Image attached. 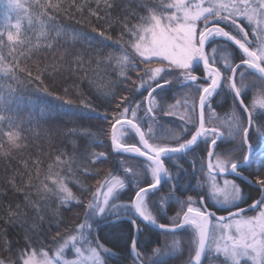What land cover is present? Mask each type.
Returning a JSON list of instances; mask_svg holds the SVG:
<instances>
[{
    "label": "snow or ice",
    "instance_id": "obj_1",
    "mask_svg": "<svg viewBox=\"0 0 264 264\" xmlns=\"http://www.w3.org/2000/svg\"><path fill=\"white\" fill-rule=\"evenodd\" d=\"M7 3L9 8L22 10L27 15L28 28L36 23L40 28L39 35L33 39L26 29H22L18 19L14 30L0 31V80L19 82L18 64L12 56L17 49H20L18 54L23 55L26 51L39 48L41 37L46 41L44 46L51 48L52 44L48 41L69 33L57 31L55 37L51 35L54 16L48 10L55 12L60 8L59 3H52V0L40 3L37 0L35 17L21 0H7ZM100 6V0H97V8ZM103 6L112 9L115 5L104 0ZM144 8L145 15L134 13L139 22L131 28L125 22L121 38L114 41L117 44L123 41L120 53L105 51L108 47L106 41L112 40V37L106 36L103 31L99 32L102 40L76 29L70 33L73 42L84 41L96 49L93 75L101 84L97 88L99 95L114 97L118 82L132 79L129 72H135L139 77L136 91L145 88L147 95L141 92L142 100L130 101L123 107L121 105L127 97H121L116 105L120 110L114 111L110 121V138L114 151L127 154L128 159H144L138 165H125L123 177L109 172L102 180L97 179L99 186L93 190L84 187L79 174L98 176L96 169L90 168V165L97 161L104 163L107 158L105 153L85 150L66 159H62L64 153L57 155L54 163L48 165L44 179L33 187L40 194L39 200L54 199L62 206L73 202L83 204L84 221L60 239H57L60 232L56 233L53 237L56 240L52 249L54 254L51 256L42 246L33 247L27 232L36 229L37 224H31L26 229L29 243L25 249L15 253L16 261L0 259V264H106V255H112L111 250L94 233L101 223L117 228L124 219L134 233L130 245L137 264H144L141 254L136 251L135 238L143 231L141 224L144 227L154 226L173 238L172 244L165 246V251L162 252L159 247L153 249L155 259L152 264H167V257L175 254L182 256L185 249L178 239L180 236H186L188 254L187 260H181L180 264H264V161L252 173L254 179L249 182L256 186L259 199H254L234 179L227 178L229 175L242 176L245 167L254 162L257 149H264V0H160L159 4H145ZM90 14L98 17L97 11ZM248 26L253 33L252 40L246 30ZM125 34L127 40L123 39ZM128 48L136 56L135 62L129 58ZM3 49L8 50L7 56L3 54ZM9 60L12 63H8ZM75 61L77 67L84 64L80 54H76ZM220 61H223L222 67L217 66ZM113 65L116 67L113 68ZM110 69L116 71V80L109 78ZM246 72L248 76L255 74L259 83H250ZM27 75L31 77L32 73ZM172 78L181 88H194L196 97L184 100L183 114L178 117L183 122L179 133L162 126L157 133L154 130L157 124L154 107H160L166 116H175V109L180 105L177 101L167 108L161 107L167 105L168 85L172 83ZM33 81L38 82L37 90L47 93L41 74L25 83ZM7 87L9 93L16 91L10 84ZM250 92L252 98L245 103ZM153 93L160 97L159 102ZM229 96L232 107L220 118L213 103L223 99L226 104ZM55 99L63 101L53 106L57 113L63 109L62 114L70 118L86 116L83 111L74 108L64 109L65 104L72 105L73 101L60 96ZM10 100L11 96L6 103ZM0 101H4L2 95ZM142 103L145 105V121L137 119L136 110ZM81 104L83 108L95 111L90 104L83 101ZM206 112L210 121L219 126H212L211 123L206 126ZM104 118L107 120V115ZM5 119L0 114V121ZM22 131L8 117V130L3 135L7 137L10 149L24 146L27 137L21 136ZM250 131L258 141L256 148L250 139ZM127 135H131L135 142H124L123 137ZM200 150L205 153L204 156L198 155ZM261 155L264 156V152ZM187 157H194L189 161L190 170L181 164ZM165 160L174 163V171L165 167ZM197 160L200 161L199 177L196 175ZM181 173L183 178L191 175L192 181L203 189L198 194L199 200L186 193L183 200L177 195ZM147 176L151 179L141 183V178ZM218 178L223 180L222 184ZM162 180H167L169 185L166 196L161 195L165 191L161 187ZM66 181L80 184L84 191L91 192V199L85 204L73 194ZM127 191L132 192L129 203H119ZM25 199L35 210L36 220L42 221L47 204L31 200L28 192ZM206 199L227 209L229 216H216L215 212L208 211ZM172 201L179 206V211L171 217V223H159L155 213L166 214ZM249 210L256 214L248 215ZM29 219L23 212L10 210L7 222L20 224L23 228ZM66 250H71L73 258H68Z\"/></svg>",
    "mask_w": 264,
    "mask_h": 264
},
{
    "label": "trees",
    "instance_id": "obj_2",
    "mask_svg": "<svg viewBox=\"0 0 264 264\" xmlns=\"http://www.w3.org/2000/svg\"><path fill=\"white\" fill-rule=\"evenodd\" d=\"M21 2L25 7H28L29 13L35 17L37 0H21ZM39 2L44 3L45 0H39ZM109 2L115 5L112 9L104 8V0H100V8H97V0H52V3H59L60 8L55 12L52 9L48 10L49 14L54 16L51 35L55 37L57 31L68 32L69 35H61L56 40L48 41L52 44L51 48L44 46L46 41L41 37L39 48L26 51L23 55H19L20 49H17V52L13 53L12 56L18 64L17 77L19 82L0 80V95L4 97V101H0V114L6 117L4 121H0V145H2L0 147V259L11 258L13 262L16 261L15 253L25 249L29 243V239L26 238V229L33 223L37 224V228L27 232L33 247L42 246L44 250H50L56 242L53 237L56 236L58 231L61 236L84 221L85 209L83 204L73 202L67 206H62L54 199L39 200L40 194L33 187L44 179L48 165L54 163L57 155L64 153L62 159H66L68 156L79 154L85 150L105 153L107 158L104 163L97 161L96 164L90 165V168L96 169L98 176L79 174V179L84 187L93 190L99 186L97 179L102 180L109 172L123 177L125 165H138L144 159L140 157L128 159L127 154L114 151L110 138V121L114 111L120 110L116 108V105L120 103L121 97H127L121 105L123 107L130 101L142 100L141 92L145 96L147 95L145 88H141L140 92L136 91V88L139 87V77L135 72H129L128 75L132 79L126 82H118L117 87L114 89V97L105 98L99 95L97 88L101 87V84L98 80H95L93 75L96 49L89 47L84 41L73 42L70 33L73 29H76L88 33L97 40H102L103 37L99 36V32L103 31L106 36L112 37V40L106 41L108 47L105 51L120 53L123 41H121V44L114 43V41L119 40L122 32L125 31L124 23L127 22L128 27L131 28L132 25L139 22L134 13L145 15L144 5L159 4L160 0H109ZM92 11H97L98 17L92 16L90 14ZM18 19L22 23V29H26L33 39L39 35L38 23L28 28L27 15L22 10L9 8L7 0H0V31L14 30L13 26ZM93 29H96V31H93ZM123 39H128L126 34ZM2 51L7 56L8 50L3 49ZM127 53L129 58L135 62L137 58L131 48L127 49ZM76 54H80L84 61L81 67L76 65ZM8 63H12V60H9ZM222 63L223 61H220L217 66L222 67ZM115 67L113 65V68ZM19 69H23V71H19ZM222 71H224L223 68ZM237 71L239 72V69ZM28 72L32 73L31 77L27 75ZM38 73L41 74L47 93H52L51 96L37 90L36 84L38 82L25 83V81L33 80ZM245 75L248 76V73L246 72ZM109 78L116 80V71L110 69ZM93 80L95 82L90 83ZM248 81L259 83L255 74L248 76ZM9 84L16 89L15 92L9 93L7 87ZM168 89L167 105L161 107L167 108L168 105H174L177 101H180V105L175 109L177 112L175 116H166L160 110V107H154L157 121L154 130L157 133H159L161 126L174 133H179V126L183 122L178 117L183 114L184 100L196 97L194 88H181L174 78H172V83L168 85ZM9 96H11V100L6 103ZM56 96L73 101L72 105L65 104L64 109L74 108L83 111L86 116L84 118H70L62 114L63 109L60 113H57L53 106L62 104L63 101L56 100ZM153 96H156V100L159 102L160 97L156 93H153ZM251 98L252 93L250 92L245 103H248ZM81 101L90 104L95 111L83 108ZM221 104H225L223 99L219 103H213V108L216 115L223 118L232 107L231 97L227 98L225 106L222 107ZM144 107L145 105L142 103L141 107L136 110L137 119L141 121L146 120ZM105 115L108 117L107 120L104 118ZM8 117L13 119L18 128L23 129L21 136L27 137L24 146L20 149H10L7 137L3 135L8 130ZM205 117L206 126L209 123L212 126H219L215 121H210L209 113L206 112ZM189 127L191 128L192 125H189ZM14 130L16 129L14 128ZM221 130L223 131V129ZM249 136L253 142V147L256 148L258 141L251 131ZM130 140L135 142L131 135L125 136L124 142ZM239 142V139H237L236 143L239 144ZM261 152H264V149H257L254 162L250 167H245L242 178L227 177L228 179H234L245 191L250 192L254 199L260 198L255 190L256 186L250 185L246 180L252 181L254 179L252 173L260 166L259 161H264ZM5 153L7 154L5 155ZM198 155L204 156L205 153L200 150ZM237 155H240V153ZM192 159L194 157H187L181 161L185 169L190 170L189 161ZM37 162H39L38 175L36 174ZM165 167L170 171L175 170L172 161L165 160ZM199 168L200 161L197 160V177L200 176ZM183 176L184 174L181 173L182 178L178 182L179 191L177 195L182 200L186 199V195L192 196L194 200H199L198 194L203 189L192 181L191 175L187 178H183ZM148 179H151L150 176L142 177L141 183ZM218 179L222 180L221 178ZM66 182H69L73 194L85 204L91 199V192L84 191L80 184L73 181ZM161 187L165 189L161 192V195L166 196L169 187L167 180ZM26 192H28L31 200H39L41 205L47 204V208L43 210L44 218L42 221L36 220L35 210L25 199ZM131 195L132 192L127 191L126 194L122 195L121 201L129 203ZM205 203H207L209 210L220 215L229 213L227 209L219 208L211 200L206 199ZM243 206L247 207V204ZM10 210L13 212L20 211L28 216L30 219L27 221V225L22 228L20 224L8 223ZM176 211H179V206L175 201H172L166 214L157 212L155 215L159 223H171V217ZM248 213L252 214L253 211ZM138 223L140 222L138 221ZM120 224V227L114 228L109 223H101L96 233H94V235L98 234L100 242L111 250L112 255H106V264H137L130 245L134 233L131 232L126 219L121 220ZM141 228L143 229L142 233L135 236L136 251L141 254L140 259L144 264H152L153 259H155L153 249L159 247L162 252L165 251V246H170L173 238L171 235H165L150 226L144 227L141 224ZM178 239L185 249L183 255L175 254L167 257V264H180L181 260H187L188 258L186 236H180ZM5 241L7 245H5Z\"/></svg>",
    "mask_w": 264,
    "mask_h": 264
},
{
    "label": "rangeland",
    "instance_id": "obj_3",
    "mask_svg": "<svg viewBox=\"0 0 264 264\" xmlns=\"http://www.w3.org/2000/svg\"><path fill=\"white\" fill-rule=\"evenodd\" d=\"M246 23V22H245ZM120 128V127H119ZM119 128L117 129V135H119ZM250 133V132H249ZM124 139H125V136L123 137V141H124ZM261 162L262 161H259V165L261 164ZM151 178V177H150ZM230 180H232V179H230ZM220 183L222 184L223 183V181L222 180H220ZM238 184V183H237ZM68 186H69V182H68ZM75 195V194H74ZM119 203H121V204H126V202H123V201H119ZM219 208H222V209H225V208H223L222 206H220V205H218V204H216ZM256 213L255 212H253L252 214H249L248 213V215H255ZM73 229H75V227L74 228H72L70 231H68L67 233H65V234H63V235H61L58 239H60L61 237H63V236H65V235H67L68 233H70V232H72V230ZM55 244H56V242H55ZM54 244V245H55ZM53 245V246H54ZM52 249H53V247L50 249V250H45V251H48L49 252V255L51 256V255H53L54 253H53V251H52ZM70 251L71 250H66V255L68 256V258H73V257H71V255H70Z\"/></svg>",
    "mask_w": 264,
    "mask_h": 264
},
{
    "label": "water",
    "instance_id": "obj_4",
    "mask_svg": "<svg viewBox=\"0 0 264 264\" xmlns=\"http://www.w3.org/2000/svg\"><path fill=\"white\" fill-rule=\"evenodd\" d=\"M205 120H206V117H205ZM119 127H120V126L118 125V126H117V129H118ZM250 159H251V157H250ZM229 176H233V175H229ZM243 179H244V178H243ZM246 181H247V183L250 182L249 180H246ZM164 182H165V180H162V181H161V185H162ZM249 184H250V183H249ZM250 185H254V184H250ZM254 186H255V185H254ZM245 208H247V207H245ZM208 211H211V210L208 209ZM250 211H252V210H249L248 212H250ZM212 212H215V211H212ZM215 213H216V216H225V217L229 216V213L226 214V215H220V214H218L217 212H215ZM150 227H152L153 229H155V230H157V231H159V232L164 233L163 230H160V229H158V228H156V227H154V226H150Z\"/></svg>",
    "mask_w": 264,
    "mask_h": 264
},
{
    "label": "flooded vegetation",
    "instance_id": "obj_5",
    "mask_svg": "<svg viewBox=\"0 0 264 264\" xmlns=\"http://www.w3.org/2000/svg\"><path fill=\"white\" fill-rule=\"evenodd\" d=\"M220 26H224V25L221 24ZM246 30L249 31V39H250V40L254 39V37H253V33H252L251 30H250V26H248V27L246 28ZM229 177H236V176H229ZM237 178H242V177L240 176V177H237Z\"/></svg>",
    "mask_w": 264,
    "mask_h": 264
}]
</instances>
